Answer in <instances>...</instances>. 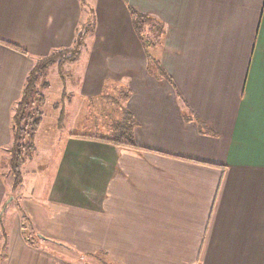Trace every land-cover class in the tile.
Instances as JSON below:
<instances>
[{"label": "crops", "instance_id": "obj_1", "mask_svg": "<svg viewBox=\"0 0 264 264\" xmlns=\"http://www.w3.org/2000/svg\"><path fill=\"white\" fill-rule=\"evenodd\" d=\"M86 3L95 25L65 108L82 113L107 80L128 90L136 148L70 134L12 191L11 107L85 14L80 0H0V264H264V0ZM130 10L161 26L156 47Z\"/></svg>", "mask_w": 264, "mask_h": 264}, {"label": "trees", "instance_id": "obj_2", "mask_svg": "<svg viewBox=\"0 0 264 264\" xmlns=\"http://www.w3.org/2000/svg\"><path fill=\"white\" fill-rule=\"evenodd\" d=\"M80 6L85 17L75 30L74 41L71 47L55 50L48 56L36 60L26 76L19 99L11 107V143L7 148L9 156L7 166L12 191L21 185V169L35 151L34 138L42 122V109L45 106L43 90L47 88L44 78L48 70L56 65L59 71L62 65L75 63L84 47L86 37L93 33L95 25L94 12L88 7L86 0H80ZM129 14L133 31L143 50L146 52L148 49L156 47L160 42L162 34L161 26L147 16L138 14L132 10L129 11ZM118 94L121 101L119 103H122V105H118V108H120V118L117 122L111 124L108 135L99 138L77 134L78 136L76 135V137H87L114 146L136 148L133 140V131L136 124L124 106L129 92L128 90H120ZM54 108H58V106L54 105ZM0 236L4 239L5 244V236L2 230H0Z\"/></svg>", "mask_w": 264, "mask_h": 264}, {"label": "rangeland", "instance_id": "obj_3", "mask_svg": "<svg viewBox=\"0 0 264 264\" xmlns=\"http://www.w3.org/2000/svg\"><path fill=\"white\" fill-rule=\"evenodd\" d=\"M87 38V37H86ZM91 37L85 39L86 44L77 59V63L65 64L63 71H52L44 78L47 84L45 95V106L42 109V125L41 130L35 137L34 147L35 153L33 156L40 161V164L49 154V150H54L51 157L54 158L58 151V145L70 134H78L85 136L106 137L108 135L109 127L120 118V108L122 105L119 94L116 90L110 87L107 80L102 96L86 101V109L81 113H75V106H69L74 101L75 93L71 92V85H76L75 75L78 72L81 74L84 63L87 60V51L84 49L90 45ZM87 46V47H86ZM83 53V54H82ZM57 70V69H56ZM71 76V79L69 78ZM75 87V86H74ZM44 89V90H45ZM43 90V91H44ZM74 91V88L72 89ZM57 105L58 108H54ZM85 107V104H84ZM70 110H73L71 112ZM54 147V148H53ZM7 154V150L3 151ZM42 165V164H41ZM11 182V179L9 180ZM26 236L29 241L36 242L39 234H34L30 227L25 224ZM36 238V239H35ZM87 264H99L96 257L87 260Z\"/></svg>", "mask_w": 264, "mask_h": 264}]
</instances>
